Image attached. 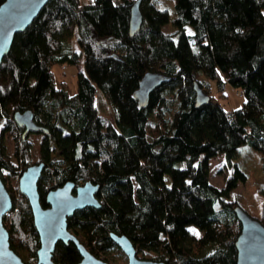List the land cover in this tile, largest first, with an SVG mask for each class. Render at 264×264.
I'll return each instance as SVG.
<instances>
[{"label": "trees", "instance_id": "1", "mask_svg": "<svg viewBox=\"0 0 264 264\" xmlns=\"http://www.w3.org/2000/svg\"><path fill=\"white\" fill-rule=\"evenodd\" d=\"M135 1L50 0L15 35L0 64V167L21 175L29 165V133L24 136L14 115L31 109L49 129L37 132L38 159L46 164L39 182L43 205L47 192L67 181L100 185L101 206L68 218L90 251L110 262L122 251L115 232L150 255L140 257L237 264L242 224L235 207L264 224V184L255 208L248 197L230 198L247 180L235 161L240 147L248 143L264 159V0H174L173 17L169 6L142 0L143 24L131 36ZM81 62L76 92L56 83L55 63L66 73L67 63ZM148 71L169 79L141 106L135 91ZM203 77L231 83L243 104L226 108ZM195 81L211 95L208 103L196 104ZM7 139L14 142L16 162ZM54 150L59 157H52ZM221 154L234 174L219 187L211 182L209 162ZM8 189L13 207L4 221L11 246L36 264L40 237L29 199ZM53 257L63 264L82 258L73 241L58 242Z\"/></svg>", "mask_w": 264, "mask_h": 264}, {"label": "water", "instance_id": "2", "mask_svg": "<svg viewBox=\"0 0 264 264\" xmlns=\"http://www.w3.org/2000/svg\"><path fill=\"white\" fill-rule=\"evenodd\" d=\"M49 1H3L0 5V64L10 52L15 35L24 31ZM141 1L136 0L131 7L129 27L131 36L136 34L143 24ZM168 79V75L160 71L146 72L135 91V97L139 104L146 106L150 92ZM194 89L198 106L211 100L209 92L198 81H195ZM14 118L19 126L24 127V136L30 132L49 131L46 126L35 120L31 109L17 111ZM44 168V161L31 163L20 177V191L29 199L35 226L40 237L36 264H63L53 257L56 245L60 241L64 243L73 241L77 245L82 256L77 264H113L90 251L68 225V218L77 209L89 205L101 206L97 196L100 185L91 180L80 185H76L71 180L67 181L63 185L48 191L46 196L48 205L44 206L39 191V181ZM12 207L13 198L0 170V264H27L23 257L12 248L10 233L5 225L4 216ZM235 211L242 224V231L236 240L237 264H264V224L240 205L235 207ZM111 236L127 255L128 264H168L165 261L140 257L135 244L125 234L112 232Z\"/></svg>", "mask_w": 264, "mask_h": 264}, {"label": "rangeland", "instance_id": "3", "mask_svg": "<svg viewBox=\"0 0 264 264\" xmlns=\"http://www.w3.org/2000/svg\"><path fill=\"white\" fill-rule=\"evenodd\" d=\"M90 1L91 0H82L83 3H88ZM155 1L163 5V8L169 6L171 17L175 15L174 0ZM172 28V25H166L167 30H172ZM79 65L75 63H67L66 73H63L61 64L55 63L53 65V71L55 74L56 83H64L71 93L76 92L77 72L79 67H83V63L81 62ZM203 78L207 80L209 89L211 93L215 96V100L222 102L226 106V108L231 109L241 106L243 104L244 97L238 95V89L231 83L226 82L223 86H220L217 79H207L206 77ZM108 117L111 119L113 118L111 112L108 113ZM28 136L31 141V158L29 162L30 164L39 161L38 148L40 140L42 138V134L37 132H31L28 134ZM6 150L16 162V156L14 155V142L10 139H7ZM59 155L60 154L58 150H54L52 152V157L54 158L59 157ZM235 161L238 162L239 166L246 172L247 180L246 182H239L238 186L231 192L230 198L235 199L241 197H248L249 200H252L251 205L255 208L257 205H259L258 203H260L257 194L260 193V186L264 184L263 155L261 151L254 148L252 145L245 143L240 147V152L236 157ZM18 163H21L23 164V166H26L24 160H21L20 162L18 161ZM209 165L211 182L219 187L224 186L226 184L227 178L234 174V168L229 167L227 160L223 154L210 158ZM0 170L7 187H10L11 191H13L14 194L19 195V192H21V175H19L18 173H14L5 167H0ZM246 206L248 208L250 207V205ZM190 229H194L196 232L199 233V235L202 234V231L194 226H191ZM141 254L145 257L150 256L148 254L139 252V255ZM23 259L25 260V258ZM110 262L113 264H128V257L123 250L120 252L117 251V254L110 257Z\"/></svg>", "mask_w": 264, "mask_h": 264}, {"label": "snow or ice", "instance_id": "4", "mask_svg": "<svg viewBox=\"0 0 264 264\" xmlns=\"http://www.w3.org/2000/svg\"><path fill=\"white\" fill-rule=\"evenodd\" d=\"M191 231H193L197 236L199 235V233L198 232H196L194 229L193 230H191Z\"/></svg>", "mask_w": 264, "mask_h": 264}, {"label": "built area", "instance_id": "5", "mask_svg": "<svg viewBox=\"0 0 264 264\" xmlns=\"http://www.w3.org/2000/svg\"><path fill=\"white\" fill-rule=\"evenodd\" d=\"M62 68H64V69H65V65H64V64L62 65ZM239 93L241 94V92H239Z\"/></svg>", "mask_w": 264, "mask_h": 264}, {"label": "flooded vegetation", "instance_id": "6", "mask_svg": "<svg viewBox=\"0 0 264 264\" xmlns=\"http://www.w3.org/2000/svg\"><path fill=\"white\" fill-rule=\"evenodd\" d=\"M24 128V127H23ZM31 133V132H30ZM37 162H39V161H37ZM45 166H46V164H45ZM40 182V181H39ZM61 186V185H60ZM59 187V186H58ZM57 188V187H56ZM53 189V188H52ZM51 190V189H50ZM48 193V192H47ZM47 196V195H46Z\"/></svg>", "mask_w": 264, "mask_h": 264}]
</instances>
